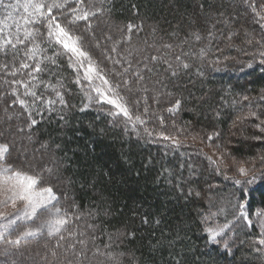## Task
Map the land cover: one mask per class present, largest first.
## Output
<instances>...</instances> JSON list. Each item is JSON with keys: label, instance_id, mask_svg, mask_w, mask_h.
I'll return each mask as SVG.
<instances>
[{"label": "trees", "instance_id": "obj_1", "mask_svg": "<svg viewBox=\"0 0 264 264\" xmlns=\"http://www.w3.org/2000/svg\"><path fill=\"white\" fill-rule=\"evenodd\" d=\"M257 1V12L264 14V0ZM250 2L103 0L99 6L104 11L88 22L73 27L61 19L83 36L84 50L109 82L121 85L118 91L132 116L146 121L135 128L122 115H109L117 111L114 106L97 103L96 93L86 87L94 97L88 100L63 55L55 56V64L42 62L46 71L35 74L34 90L55 100L45 85L62 84L67 106L56 103L49 109L23 95L28 108L12 104L11 89L21 94L24 89L6 81L28 79L30 69L11 75L19 67L13 51L27 59L24 46H9L7 55L0 51V65H9L0 68V143L9 144L14 166L43 175L44 186L53 188L57 206L69 218L60 234L21 242H34L33 249L0 243V264H264L260 227L237 218L234 207L244 203L247 218L255 220L264 209V135L255 127L264 121V29L256 24ZM41 47L49 57L59 51L46 43ZM137 71L143 80L134 75ZM177 100L179 108L169 112ZM33 119L37 123L29 127ZM160 132L180 141L179 146ZM194 136L215 146L225 159L234 156L249 162L248 167L254 164L249 176L255 180L241 186L225 179L245 177L231 172L230 163V170L221 167ZM210 213L218 214L205 221ZM229 221L219 242L211 241L205 229Z\"/></svg>", "mask_w": 264, "mask_h": 264}, {"label": "snow or ice", "instance_id": "obj_2", "mask_svg": "<svg viewBox=\"0 0 264 264\" xmlns=\"http://www.w3.org/2000/svg\"><path fill=\"white\" fill-rule=\"evenodd\" d=\"M103 4V0H15V3L8 2L5 0H0V7L6 10L5 19L0 21V51H5L7 55V49L10 46L11 49L16 50L17 45H22L25 48L23 56L27 59H20L19 52L13 51V57L19 60V67L14 68L11 72L13 77L16 76L18 72L24 69H30L27 73L28 79H12L11 81H6V83L11 85H19L24 89L23 94H21L18 88L13 87L11 89L15 99L12 100V104H19L23 108L29 107V101L21 98V95L31 98V103L33 105L39 102L45 107L51 109V107L59 103L61 105L67 106V101L64 98V92L60 90L64 86L61 84L60 88L55 85H45V87L52 88L55 93L56 99L45 98L43 95H38L36 88V81H38V75L41 72L46 71V67H42L41 64L44 60L50 61L55 64V56L63 55L68 59L69 66L76 70V80L75 83L78 84L82 91H84L89 101H92L94 97L86 91V87L91 89L96 93L95 100L97 103H107L108 105L114 106L117 111L110 112L109 115L123 116L127 118V122L131 123L132 127L135 128L137 124L144 125L146 121L141 118L140 115L132 116L130 113L124 97L119 93L121 87L120 84H112L109 82L107 77L103 74L102 70L98 67L96 62L93 60L92 56L88 51L83 48V36L76 35L71 30L70 27L61 24V19H63L66 25L75 26L77 22L84 21L88 22L90 18H95L99 13H102L104 9L99 6ZM75 5V6H71ZM252 11L256 14V24H258L262 29H264V15H260L257 12L254 0L249 3ZM17 10L22 9L19 19H13L11 12L7 10ZM56 10L59 15L53 14ZM13 20V24L8 25L7 21ZM14 27V31H13ZM43 28L44 31L41 32L40 29ZM91 29V24H88V30ZM132 26L129 25L128 31L131 32ZM21 33L23 34L21 36ZM39 37V40L37 39ZM199 39V36L196 37ZM110 39V37H108ZM130 39V37H127ZM46 43L49 47H58L59 51L55 52L53 56L49 57L46 55V48H42L41 44ZM99 47V43H97ZM165 47L170 48L171 45H166ZM115 51V47L112 49ZM264 56V52L261 53ZM111 58V57H109ZM152 60L159 59L156 56L151 57ZM180 60V57H176ZM34 61V64H29L28 61ZM119 63V61H116ZM261 64H264V60H261ZM187 68V64L182 65ZM252 65L249 64L248 67ZM9 65L7 63L0 65L2 69H8ZM147 67V65H145ZM172 66L169 65V68ZM129 68H131V63H129ZM128 72V68L124 69ZM150 71V69H149ZM134 75L143 80V76L137 71ZM172 75H176L175 71ZM85 81L82 84L81 81ZM99 80L100 84L96 85L94 81ZM40 83H43L42 81ZM124 87L127 88V82L125 81ZM244 99H247L245 97ZM136 103H139L137 101ZM180 101L177 100L173 108H169V112L179 108ZM88 105H85L87 107ZM83 110V109H81ZM145 112L148 111L147 108L144 109ZM29 116L31 113L29 112ZM251 116L256 117V113H251ZM259 119V117H256ZM158 119L163 122V117H158ZM36 120H31L29 127L35 125ZM264 121L256 124L255 127L259 129L260 133L264 135ZM23 131V129H20ZM145 131H148L145 128ZM151 136L153 133L148 132ZM159 136L163 137L165 140H171V142L179 146L180 141L172 139L170 136H166L163 132L158 133ZM214 135L218 136L219 133ZM212 136H208L211 141ZM260 139L261 137H256ZM12 153L9 150L8 143H0V194L3 198L0 199V204L8 205L10 204L15 210L14 213H0V219L7 220V224L3 231H0V241H3L9 245L19 246L22 241L27 240L30 237H36L43 232H47L48 235H58L63 230H66V225L69 224V218L61 208L57 207L59 204V197L51 186H44L46 181L41 173H34L32 170H25L22 167L14 166V163L10 162ZM223 157V154H222ZM211 160V158H208ZM262 163H264V157L261 158ZM222 162V161H221ZM215 164L216 162L213 161ZM231 167H233L236 172L245 179H237L235 176L228 177L225 175V179H232L236 185H247L251 184L255 180V176H249V173L255 169V165L252 164L251 167H246L245 162H238L235 159L232 160ZM217 169L219 170V165L217 164ZM46 171H51L47 169ZM241 196L244 195V187L240 188ZM196 195H199L197 193ZM22 205V208H17V204ZM237 211L239 217L247 219V224L249 226L253 225L251 219H248V213L245 211V204L239 203ZM223 209L219 212L223 213ZM47 215L52 217V219L44 220L40 222L39 226L36 228H27L23 232H19L15 239H11L10 236L15 232L19 226L18 222H32L36 223L39 221L41 216ZM218 213H210L205 215L204 219L207 221L209 216H215ZM258 217H264V209L256 213ZM11 217V218H10ZM231 221L223 224L217 225V227H207L205 231L209 234V239L213 242H219L218 237H221L231 225ZM262 231H264V220L259 221ZM7 233V235H6ZM70 235L72 233H69ZM61 239L64 237L61 235ZM259 243L264 245V236L259 239ZM227 247V243L224 244ZM75 247V245H73ZM83 254V253H81ZM55 255V253H53ZM119 264V261H116Z\"/></svg>", "mask_w": 264, "mask_h": 264}, {"label": "rangeland", "instance_id": "obj_3", "mask_svg": "<svg viewBox=\"0 0 264 264\" xmlns=\"http://www.w3.org/2000/svg\"><path fill=\"white\" fill-rule=\"evenodd\" d=\"M6 3L8 2H11V3H15V0H5ZM23 2V0H22ZM256 2L259 4V2L256 0ZM22 9H17V10H12V9H9L7 10V12H11L13 18L15 17L16 19H19L20 18V14L22 13ZM6 10L3 8V7H0V21L4 20L5 19V16H6ZM261 14V13H260ZM261 15H264V14H261ZM9 21V20H8ZM7 21V22H8ZM109 25H110V21L107 22ZM109 27V26H108ZM110 29V28H109ZM103 41V40H102ZM134 50V49H133ZM193 140L196 142V144L198 146H200L201 148H203L205 150V152L207 154H209V156L218 162V164L223 167V168H226L227 170L229 169L230 170V167L228 166L229 163L231 165L232 163V160L235 159L236 161L238 162H245V166L248 167L249 166V162L243 160V159H237L235 158L234 156L233 157H226V159L224 158L225 155H223L222 157V154L221 152L218 151V149L215 147V146H212V145H208V144H205L203 141H201V139L198 137V136H194L193 137ZM29 148V147H28ZM21 149V152L24 153V149L23 147L20 148ZM38 156V152H36V157ZM222 161V162H221ZM231 172L233 173H236V174H239L238 172H236V170L231 167ZM3 198V195L0 194V199ZM58 207V206H57ZM17 208H22V205H20L19 203L17 204ZM15 210L12 208V206L10 204L8 205H3V204H0V213H9V214H12L14 213ZM11 218V217H10ZM48 219H52V217H49L47 216L46 214L44 216H41L39 221H37V223H32V222H27V221H24V222H18L19 223V226L17 228L16 231L19 232H23L25 231L27 228H36L39 226L40 222L44 221V220H48ZM252 222L254 220V222L256 223V225L258 227H260V231L262 233V236H264V231H262V228H261V225L259 223L260 220H264V217H257V220L255 219H251ZM7 224V220H4V219H0V231H3L4 230V227L5 225ZM15 231V232H16ZM14 234V232L12 233ZM10 236L11 239H15L16 238V235L14 236ZM42 234H47V232H43ZM7 235V233H6ZM0 243H4V242H0ZM34 242H28L27 244H22V245H19V247L21 248H25V249H33L35 246L34 244H32ZM6 247H8L9 244L5 243ZM3 255V251L0 250V256Z\"/></svg>", "mask_w": 264, "mask_h": 264}]
</instances>
